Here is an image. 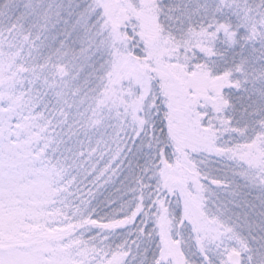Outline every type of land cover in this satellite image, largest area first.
Instances as JSON below:
<instances>
[{"label":"snow or ice","instance_id":"snow-or-ice-1","mask_svg":"<svg viewBox=\"0 0 264 264\" xmlns=\"http://www.w3.org/2000/svg\"><path fill=\"white\" fill-rule=\"evenodd\" d=\"M0 264H264V0H0Z\"/></svg>","mask_w":264,"mask_h":264}]
</instances>
